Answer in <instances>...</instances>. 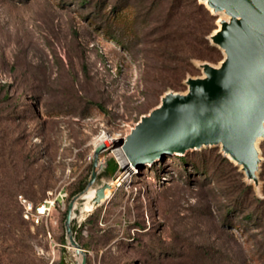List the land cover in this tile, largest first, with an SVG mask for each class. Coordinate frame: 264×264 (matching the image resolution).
I'll list each match as a JSON object with an SVG mask.
<instances>
[{"label":"rangeland","instance_id":"obj_1","mask_svg":"<svg viewBox=\"0 0 264 264\" xmlns=\"http://www.w3.org/2000/svg\"><path fill=\"white\" fill-rule=\"evenodd\" d=\"M167 2L142 4L137 28H103L96 1L0 0V264H79L65 218L87 187L97 137L128 134L164 93L187 91V77L204 74L201 62L222 60L215 45L213 60L193 57L183 77L169 75L175 61L155 57L173 29L156 28ZM260 138L258 183L221 146H206L136 168L93 209L92 197H79L71 224L87 263L264 264V202L254 198L264 199ZM110 158L101 152V162ZM117 174L97 175L91 188ZM61 188L77 192L43 224L23 217L20 195L37 204ZM11 221L15 239L1 230Z\"/></svg>","mask_w":264,"mask_h":264},{"label":"water","instance_id":"obj_2","mask_svg":"<svg viewBox=\"0 0 264 264\" xmlns=\"http://www.w3.org/2000/svg\"><path fill=\"white\" fill-rule=\"evenodd\" d=\"M199 1L215 15L221 11L230 15L209 35L224 54L220 65L201 62L204 76H188L187 91L164 93L160 103L143 114L118 144L136 168L167 155L221 146L247 178L258 183L262 157L256 142L264 138V0ZM106 147L105 143L96 146L87 187L73 196L65 218L69 242L81 256L79 264H88V259L73 232V212L77 199L93 186L99 170L107 165V161H100ZM107 187H112L111 181L95 187L92 209L106 198Z\"/></svg>","mask_w":264,"mask_h":264},{"label":"trees","instance_id":"obj_3","mask_svg":"<svg viewBox=\"0 0 264 264\" xmlns=\"http://www.w3.org/2000/svg\"><path fill=\"white\" fill-rule=\"evenodd\" d=\"M96 1L98 6L97 17L103 22V28H137L138 19H142L145 15L147 6L142 4H150V8H156L161 4V0H81L82 3L92 4ZM111 3L110 10H107V4ZM167 8L163 10L160 22L156 28L162 30L173 28L165 31L161 35L162 45L156 48L155 57L158 59L166 58L175 61V65L169 67L172 71L169 75L172 77L181 78L189 69L191 59L198 57L202 59L213 60L215 54H219V49L212 44L209 34L217 26L218 16L213 14L211 10L199 0H168ZM149 10V9H148ZM136 37V34L134 35ZM132 37L128 41V46L131 47L133 43ZM190 151V150H189ZM185 154H180L178 158H185ZM109 168H112L109 171ZM118 169V163L115 158L107 160V165L98 173V178L103 175L113 176ZM6 175H3L2 184ZM5 184V183H4ZM85 182L80 185L79 189L83 188ZM252 192V187L247 186ZM77 192L73 190L69 193V197ZM13 196V194H10ZM9 195H6V198ZM256 201L263 203L264 199L254 197ZM10 199V198H9ZM68 203V202H67ZM5 206L10 210L9 204L6 202ZM22 212V211H21ZM66 213V212H65ZM19 227L11 221V224L1 226L3 234L10 235L15 239ZM73 226V230H75ZM79 240V239H78ZM80 244L85 246L82 241ZM26 248L28 255L33 256L31 244L24 243L21 239H16V246ZM20 252V251H19Z\"/></svg>","mask_w":264,"mask_h":264},{"label":"built area","instance_id":"obj_4","mask_svg":"<svg viewBox=\"0 0 264 264\" xmlns=\"http://www.w3.org/2000/svg\"><path fill=\"white\" fill-rule=\"evenodd\" d=\"M103 135L106 136L105 140L103 141L100 138H98L99 136L97 137V140H98L97 146L99 145V142L100 144L105 143L107 147L102 152L108 151L110 154L114 155L118 163V169L116 173L118 172L119 174H117L116 178L114 179V180H117L122 175V172L126 170V167L124 166L123 161L120 159V157L114 153L113 147L108 142L109 141L108 138L111 135L115 136L117 140L116 145H118L121 149V146L118 144V140L125 138L127 134L125 135V134H120L119 132H117L113 134L103 133ZM125 158L127 159L126 156ZM127 161L129 162L128 159ZM123 180L124 178L121 179L120 184H117V185H121ZM117 185H114V187ZM68 195H69L68 192L64 190V188H61L59 191L55 193L50 191L49 195L45 197L43 200H41L40 202H38L37 204L29 200L28 198L24 197L23 195H20L19 200L23 206V217L26 220L30 221L33 226L43 224L48 219V216L50 215L53 208L56 207V205L65 207V201L68 198ZM75 217H76V213L73 212V218ZM49 234H51L50 231H49Z\"/></svg>","mask_w":264,"mask_h":264},{"label":"bare ground","instance_id":"obj_5","mask_svg":"<svg viewBox=\"0 0 264 264\" xmlns=\"http://www.w3.org/2000/svg\"><path fill=\"white\" fill-rule=\"evenodd\" d=\"M219 14L220 17H219V20H218V27L215 29V31L219 30L220 27H221V23L220 21L223 20V19H229L230 15L227 14L225 11H221ZM222 61V60H221ZM220 61V63H221ZM219 64H215L216 66L220 65ZM205 75V73L203 74V76ZM264 124V123H263ZM101 136V137H100ZM98 138H100L102 141L105 140L106 136L105 135H100ZM259 139V138H258ZM257 139V141H258ZM108 142L109 144L112 146L114 142H116V137L115 136H110L108 138ZM257 143V142H256ZM113 151L115 154H117L120 159L123 161V164L124 166L126 167V170L122 173L123 175H121L117 180H114L113 182H111L112 184V187H107L106 190H105V193H106V198H108L109 196L112 195V192H113V189H114V185H117V184H120L121 182V179H127L128 177H130L134 172H136V167H134L130 162L127 161V159L125 158V156L123 155L120 147L118 145H114L113 147ZM178 154H182V153H178ZM242 165V164H241ZM84 195L88 196V197H93L95 195V190L94 189H89ZM91 204V203H90ZM92 206V205H91ZM91 207L90 206H86L85 210H90Z\"/></svg>","mask_w":264,"mask_h":264}]
</instances>
